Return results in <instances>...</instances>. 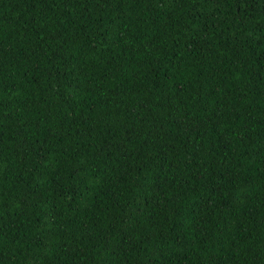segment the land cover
I'll return each instance as SVG.
<instances>
[{
  "label": "trees",
  "instance_id": "1",
  "mask_svg": "<svg viewBox=\"0 0 264 264\" xmlns=\"http://www.w3.org/2000/svg\"><path fill=\"white\" fill-rule=\"evenodd\" d=\"M0 264H264V0H0Z\"/></svg>",
  "mask_w": 264,
  "mask_h": 264
}]
</instances>
